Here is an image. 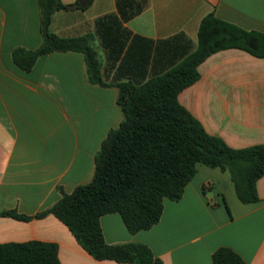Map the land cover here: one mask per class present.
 I'll return each mask as SVG.
<instances>
[{"label":"crops","instance_id":"1","mask_svg":"<svg viewBox=\"0 0 264 264\" xmlns=\"http://www.w3.org/2000/svg\"><path fill=\"white\" fill-rule=\"evenodd\" d=\"M77 1L62 0L67 7L53 13L49 28L62 37L92 34L107 83H141L168 70L197 47L209 13L264 33V0ZM41 42L37 0H0V211L33 216H0V242H56L61 264H134L96 259L55 215L34 216L92 179L102 140L123 119L118 88L90 82L82 52L40 55L29 70L14 61L15 48ZM198 70L179 102L231 147L264 144V57L226 48ZM257 192V201L243 202L228 170L198 163L182 196L166 199L150 228L131 232L118 212L100 224L108 243H144L164 264H213L220 247L264 264V175Z\"/></svg>","mask_w":264,"mask_h":264},{"label":"trees","instance_id":"2","mask_svg":"<svg viewBox=\"0 0 264 264\" xmlns=\"http://www.w3.org/2000/svg\"><path fill=\"white\" fill-rule=\"evenodd\" d=\"M42 42L35 49L17 47L14 61L29 70L40 55L76 50L85 56L87 79L118 88L117 104L123 119L111 128L95 155L90 181L78 184L49 208L94 258L134 264H164L144 243L111 244L103 235L100 217L118 212L131 232L148 229L161 217L166 199H179L192 180L198 163L230 172L239 199L257 201V181L264 175V144L231 147L210 134L178 99L179 92L198 80V66L212 53L240 48L264 57V33L205 15L198 27L197 47L165 72L141 83H107L102 61L90 33L62 37L50 30L53 13L67 5L62 0H37ZM79 5L78 1L76 2ZM0 216L29 220L33 216L6 209ZM0 264H61L58 244L28 240L0 242ZM213 264H247L237 252L220 247Z\"/></svg>","mask_w":264,"mask_h":264},{"label":"water","instance_id":"3","mask_svg":"<svg viewBox=\"0 0 264 264\" xmlns=\"http://www.w3.org/2000/svg\"><path fill=\"white\" fill-rule=\"evenodd\" d=\"M89 0H78L81 5H85Z\"/></svg>","mask_w":264,"mask_h":264}]
</instances>
